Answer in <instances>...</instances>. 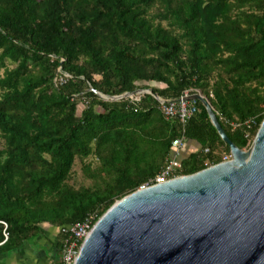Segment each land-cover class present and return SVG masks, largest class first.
<instances>
[{
  "label": "trees",
  "instance_id": "obj_1",
  "mask_svg": "<svg viewBox=\"0 0 264 264\" xmlns=\"http://www.w3.org/2000/svg\"><path fill=\"white\" fill-rule=\"evenodd\" d=\"M59 69L71 79L55 86ZM0 70V253L43 224L60 229L62 249L63 229L93 226L148 184L174 139L199 145L180 176L229 154L202 103L183 128L155 97L200 91L230 141L251 146L264 119V0H0ZM138 90L151 93L103 98ZM77 160L90 185L76 189Z\"/></svg>",
  "mask_w": 264,
  "mask_h": 264
},
{
  "label": "water",
  "instance_id": "obj_2",
  "mask_svg": "<svg viewBox=\"0 0 264 264\" xmlns=\"http://www.w3.org/2000/svg\"><path fill=\"white\" fill-rule=\"evenodd\" d=\"M188 99L202 103L230 160L117 200L73 264H264V119L241 150L209 101Z\"/></svg>",
  "mask_w": 264,
  "mask_h": 264
},
{
  "label": "built area",
  "instance_id": "obj_3",
  "mask_svg": "<svg viewBox=\"0 0 264 264\" xmlns=\"http://www.w3.org/2000/svg\"><path fill=\"white\" fill-rule=\"evenodd\" d=\"M71 79V76L67 73L62 72L60 69L58 70V75L54 78L55 86H61L68 82ZM144 94H149V91L146 90H138L133 93H128L127 96H118L115 100L120 99H130L133 102H138L140 98ZM193 95H200L201 97L207 98L202 95V93L198 90L196 91H185L182 96H180L177 100L174 101H162L158 97L155 99L158 102V109L161 113L163 119L165 121H172L177 119L183 126H185L187 120L197 112L196 101L197 100H189L188 98ZM103 97V96H102ZM105 99V97H104ZM106 100V99H105ZM208 101V100H207ZM232 127H236V125L232 124ZM186 141L184 135L174 139L172 141V153L171 157L166 161L165 165L161 168V170L155 175V177L145 184L141 188H146L151 185L162 184L167 181H170L174 178L180 177L177 175V171L181 169V162L183 158H180V152L183 147V143ZM205 152L208 153V149H205ZM228 156H223L221 162L228 161ZM206 165V164H205ZM92 220L93 217L90 216L87 220L75 224L74 226L67 227L63 229L62 232L65 233V238L62 242V254L60 259V264H73L78 253L80 246L79 243H83V241L88 237L90 231L92 230ZM3 228V237L4 243L8 235L6 233L7 224L5 222H0ZM1 243V244H2Z\"/></svg>",
  "mask_w": 264,
  "mask_h": 264
},
{
  "label": "crops",
  "instance_id": "obj_4",
  "mask_svg": "<svg viewBox=\"0 0 264 264\" xmlns=\"http://www.w3.org/2000/svg\"><path fill=\"white\" fill-rule=\"evenodd\" d=\"M59 231L50 224L41 225L35 239L20 248L0 253V264H60L62 249Z\"/></svg>",
  "mask_w": 264,
  "mask_h": 264
},
{
  "label": "rangeland",
  "instance_id": "obj_5",
  "mask_svg": "<svg viewBox=\"0 0 264 264\" xmlns=\"http://www.w3.org/2000/svg\"><path fill=\"white\" fill-rule=\"evenodd\" d=\"M0 72H2V70H0ZM95 78L99 79L98 76H96ZM151 85L152 84H149L147 82L140 83V86H151ZM157 86L160 87V85H157ZM105 98H107V97H105ZM109 100H111V99H109ZM198 149H199V145L196 142L186 140L183 143V147H182L181 152H180V158H185L187 154H189L191 152H194L195 150H198ZM227 156H228V158L230 160V154H228ZM87 163H90L92 168H95L98 165V162H97V160L95 159L94 156H92L90 159H88ZM81 165L82 164L78 160L75 162L73 170H72V173H71V179L69 180V184L70 185L74 184L73 186L76 189L78 187H80V186L86 187V186L90 185V181L88 179H86L84 177V175L82 174ZM75 184H76V186H75Z\"/></svg>",
  "mask_w": 264,
  "mask_h": 264
}]
</instances>
